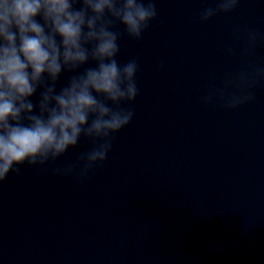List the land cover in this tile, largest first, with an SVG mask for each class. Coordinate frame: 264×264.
<instances>
[{
    "label": "clouds",
    "instance_id": "clouds-1",
    "mask_svg": "<svg viewBox=\"0 0 264 264\" xmlns=\"http://www.w3.org/2000/svg\"><path fill=\"white\" fill-rule=\"evenodd\" d=\"M240 2L215 0L198 20L231 13ZM156 3L0 0V184L9 174L19 175L22 166L50 168L54 175L83 182L103 165L116 134L134 117L124 105L139 94V58L121 64L120 41L143 38L157 19ZM261 41L264 36L250 29L241 55H253ZM163 67L161 62L157 69ZM66 73L71 75L60 85ZM261 82L264 66L253 65L225 79L222 87L212 86L202 103L212 105L215 99V106L238 109L255 100L252 90ZM82 138L91 142L90 150L54 166Z\"/></svg>",
    "mask_w": 264,
    "mask_h": 264
}]
</instances>
